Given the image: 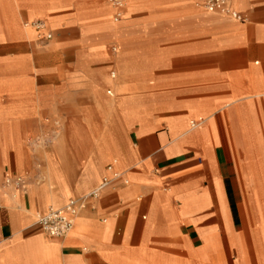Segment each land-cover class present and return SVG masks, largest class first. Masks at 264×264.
Instances as JSON below:
<instances>
[{"label":"crops","instance_id":"1","mask_svg":"<svg viewBox=\"0 0 264 264\" xmlns=\"http://www.w3.org/2000/svg\"><path fill=\"white\" fill-rule=\"evenodd\" d=\"M211 1L126 0L114 20L105 0H0V264H246L262 248L240 222L264 185V0ZM58 114L70 134L34 156L23 128ZM34 159L43 184L4 183ZM105 177L70 232L42 230Z\"/></svg>","mask_w":264,"mask_h":264},{"label":"rangeland","instance_id":"2","mask_svg":"<svg viewBox=\"0 0 264 264\" xmlns=\"http://www.w3.org/2000/svg\"><path fill=\"white\" fill-rule=\"evenodd\" d=\"M61 118V114H58L54 116V122H48L46 116H43L37 127L23 128L24 145L27 150L36 156L53 147L61 135H69V130L60 125ZM15 177H20L24 181L22 191H26L30 185H41L47 179L43 165L37 159H34L32 166L27 168L26 173L18 174ZM244 194L246 202L245 206L242 207L244 221L240 222V225L251 226L262 237L263 241L260 250H248L244 261L246 264H264V185H257L254 190ZM234 261V256L230 255V264H233Z\"/></svg>","mask_w":264,"mask_h":264},{"label":"built area","instance_id":"3","mask_svg":"<svg viewBox=\"0 0 264 264\" xmlns=\"http://www.w3.org/2000/svg\"><path fill=\"white\" fill-rule=\"evenodd\" d=\"M115 9L114 20H119L122 16V8L126 0H107ZM222 6V0H213L206 4L209 10H214ZM35 27L38 30L43 28V24L40 22L35 23ZM45 37L49 38L50 34L45 32ZM107 169H111L110 166ZM110 182V178L105 177L101 183L86 193L80 198H71L66 204L61 208H49L44 214L39 215L38 224L41 226L42 230L49 236L53 238L63 237L74 226L75 219L78 214L79 204L81 201L94 200L96 199L100 191L105 188ZM5 184H13L14 186L23 189L24 181L20 177H6L4 179Z\"/></svg>","mask_w":264,"mask_h":264}]
</instances>
